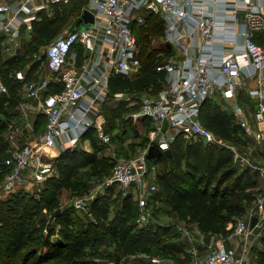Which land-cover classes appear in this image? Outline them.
Segmentation results:
<instances>
[{
    "label": "built area",
    "instance_id": "2783aa9c",
    "mask_svg": "<svg viewBox=\"0 0 264 264\" xmlns=\"http://www.w3.org/2000/svg\"><path fill=\"white\" fill-rule=\"evenodd\" d=\"M71 1L0 0V46L3 39L8 38L19 48L21 27L32 29L36 13ZM262 5L264 0H87L81 12L87 9L94 14L93 26L81 32L70 30L53 39L45 50V66L50 78L24 84L23 96L39 102L46 119L45 126L34 140L10 150L3 161L8 172L0 192L4 195L15 192L17 185L26 179L23 172L28 169L33 181H44L51 176L49 161L60 151L75 148L90 130L101 144H110L111 134L105 130L100 106L108 101L112 76L131 79L139 72L140 47L131 25L144 23V17L137 16L143 10L170 23L171 31L165 35V42L170 44L187 37L198 43L199 55L178 62L171 56L163 59L160 53L158 56L162 59L155 69L166 76L162 90L156 95H113L115 103L126 102L128 107L139 105L140 112L135 119L149 121L150 130L147 146L135 157L114 158L112 172L104 185L117 186L123 196L135 189L139 211L137 222L149 224L152 220L149 200L158 188L145 178L149 170H154V165L146 159V150L151 145L162 151L170 149L178 135L223 147L231 151L241 168L264 173V168L258 167L246 152L217 137L200 121L201 107L215 91L233 96L239 76L245 68H250L251 73L257 74V88L250 90V95L258 100L257 108L252 119L240 106L235 107L234 113L239 117L238 125L244 133L264 142V46L253 38L255 30H264ZM240 14L243 22L239 24ZM218 29L221 35H228L224 42L231 44V48L213 55ZM77 45L80 48L71 56ZM18 79L23 80L20 75ZM49 85L57 90L46 92ZM6 92L0 79V95ZM28 109L30 105L22 98L18 110L26 112ZM87 205V198L79 197L73 201L75 209L84 210ZM252 216L258 219L255 226H262L264 193L256 198L246 217L235 221L234 237L246 241L252 232L249 229ZM149 258V264H173L162 256ZM246 263L244 251L238 256L235 247L221 245L211 248L202 258L194 252L190 264Z\"/></svg>",
    "mask_w": 264,
    "mask_h": 264
},
{
    "label": "trees",
    "instance_id": "16d2710c",
    "mask_svg": "<svg viewBox=\"0 0 264 264\" xmlns=\"http://www.w3.org/2000/svg\"><path fill=\"white\" fill-rule=\"evenodd\" d=\"M83 5V0H72L61 8L53 7L50 17L46 12L41 13L32 22L36 42L29 49L30 55L25 58L0 54V79L7 90L0 95L1 184L8 172L3 161L10 154L4 138L7 119L16 113L23 97L24 84L36 78L45 59L41 55L30 64L23 80L16 77L14 68L24 61H31V55L38 52V41L44 39V44L50 43L57 37L67 18L79 14ZM144 20L139 27L132 25L140 47L139 72L131 79L112 76L108 86V102L113 101L116 93L156 95L166 85L164 73L155 69L162 59L158 56L161 49L151 46L152 38L162 35V23L157 22L155 14L148 13ZM55 90L56 87L49 89L50 92ZM129 108L122 101L113 108L105 106L108 121L106 132L111 134L114 121H119ZM200 121L217 137L239 147L246 146V139L234 117L209 99L201 107ZM145 122V131H148L150 122ZM85 138L90 140L92 152L79 147L63 150L51 160L54 173L44 180L40 190L29 193L20 189L0 198V264H106L105 255L94 248L97 239L102 236L110 240L115 258L162 256L172 263L175 260L178 264H190L192 255L185 253L183 258H179L166 247L168 237L164 228L153 224L143 227L136 225L139 216L137 204L129 195L122 196L121 191L115 192L114 186L108 187L107 193L98 195L90 202L86 213L90 219L87 222L73 207L61 206L63 190L75 196L87 194V186L83 190L81 181L76 178L82 169L87 168L92 178L101 181L112 172L114 158L99 154L102 147L94 131L90 130ZM147 144L145 136L142 147ZM261 145L264 150V143ZM170 150L171 157L163 155L157 162L163 166L156 184L164 204L179 220L197 225L199 232L205 236L227 238L232 235L235 221L246 217L256 198L263 194L260 190H254L256 183L253 176L259 173L241 168L234 162L231 151L223 147L200 140H186L182 135L174 139ZM155 200L153 197L149 200L152 209ZM48 218L52 220L51 223ZM256 264H264V249L258 251Z\"/></svg>",
    "mask_w": 264,
    "mask_h": 264
},
{
    "label": "crops",
    "instance_id": "0c3cea01",
    "mask_svg": "<svg viewBox=\"0 0 264 264\" xmlns=\"http://www.w3.org/2000/svg\"><path fill=\"white\" fill-rule=\"evenodd\" d=\"M12 1H15V0H12ZM18 1H20V0H18ZM209 1L211 2V0H209ZM83 2L85 5L87 3V0H83ZM68 4H70V3H68ZM84 5L82 6V8L84 7ZM59 7L61 8V6H59ZM82 8H81V10H82ZM81 10L78 12L79 14H75V15H73V17H71V21L68 23L67 28L74 30L75 23L78 19V16L80 15ZM260 10L262 12H264V5H262L260 7ZM44 12H46V14L49 17L51 16V12L48 9V10L40 11V12L36 13V18L39 17V15L41 13H44ZM147 15H148V13L145 10L137 13V16H143V17L145 16L146 17ZM238 19H239V24L242 23L243 22V15L240 14ZM157 20H158L157 21L158 23L159 22L162 23V27H163L162 35L156 36V37L160 38V40L158 41V46H157V48H159L161 44L166 43L165 42L166 41L165 35L169 31L170 23L167 21H164L163 19H160L158 17V15H157ZM226 22H228V21H226ZM132 25L139 27L140 24L133 23ZM132 25H131V27H132ZM32 31H33L32 29H27L25 26H22L21 31H20V35L18 37L20 47L16 48V46L14 45L15 41H12L11 39L6 38V39H3V43L0 46V51L4 52L5 54H16V52L18 50H20V49L22 50L23 48H25V45L28 44V43H26V37L28 35H34L32 33ZM217 36H218L217 41L215 42V44L213 46V49L216 51L213 53V55H216L218 53L223 52V50H228L231 48V44L224 42V39L225 40L228 39V35L226 33L221 35V31L218 29L217 30ZM253 38L260 45L264 46V30H255L253 32ZM30 41H31V39H30ZM239 41H240V38H239ZM196 44H198V43L196 42ZM196 44L193 41L191 42L187 37H182L180 40H177L175 42L170 43V46H171L170 50L161 49L160 53L163 55V59L171 56V57L175 58L178 62H182V61L186 60L187 57H190L193 59L198 58L199 49H198V46ZM79 48H80V45H77L74 48V50L72 51L71 56ZM165 51H167V52H165ZM12 52H15V53H12ZM44 63H45V61H44ZM249 70H250V68H245L243 73L239 76L237 91L233 96L227 97L222 91L217 90L209 98V100L214 105H219L222 111H224L228 114H231L234 117L237 124L239 122V117L234 113L235 107L240 106L242 108V110L247 114V116L252 119V116H253V114L257 108V104H258V100L256 98H253V96L250 95V90L257 88V83H256L257 74L251 73ZM38 74H39V71H37V76L34 79V81H38ZM48 78H50V75L48 77H45L41 81L46 80ZM50 88H53V86L49 85L46 89V92H50L49 91ZM23 93H24V91H23ZM22 98H23V101L26 99L24 96ZM27 100L28 101L30 100L32 102L31 103L28 102V104L30 105V109H28L26 111V113L28 112L29 114H35L36 115L35 116L36 119H34V121L32 122V125H33L32 128L33 129L31 128L32 129L31 131L28 130L29 132H31V136H32V132H33V138L31 140H34L36 138L35 136L38 134V133L36 134V130H40V132H42V130L44 129L43 124H44V118L45 117L41 113V109H40V105H39L38 101H36L35 99H27ZM111 103L112 102L107 101V103L100 106V112L102 113L104 120H105V127L108 125V121L106 118V114L104 112V106L109 105ZM114 104H115V102H114ZM17 110H18V107H17ZM136 120L138 121V124H141V126L144 127L142 129V132H140V133L144 132V134H145L144 136L147 137L149 130L145 131V124H146L145 120L141 119V118L136 119ZM166 127H168V126H166ZM242 132H243L244 138L246 139V146L245 145L243 147L237 146V148L240 151L246 152L249 155V157L251 158V160L254 161L255 164H256L255 161H257L258 159L261 161H264V150L262 148L263 145H261L264 142H262V141L258 142L251 134H246V133H244L243 130H242ZM182 136L186 140H191V139H188L187 137H185L184 135H182ZM25 138H27V137L25 136ZM147 139H148V137H147ZM82 141H83V143L81 145H84V146H82L81 148L84 149L85 151L92 152L93 149H92L90 140L88 138H83ZM98 144L101 145V143L99 141H98ZM8 145H9V152H10V150H12V148H10L11 144L8 143ZM144 148L145 147H142L139 151H141ZM62 151H60L59 154ZM104 151H105V148H102L99 154H101L103 156L112 157L110 154H105ZM112 158H114V157H112ZM233 160H234V157H233ZM234 162L237 163L235 160H234ZM49 163L52 164V161L50 160ZM150 165H152V164H150ZM257 166L260 167L259 165H257ZM162 170H163V166L161 164L154 165V170H149L147 173V175H148L147 180L151 184H155L157 186L156 178H157V175L162 172ZM250 171H252V170H250ZM255 171H257V170H255ZM255 171L253 170L252 172H255ZM80 172L81 173L82 172L88 173L89 171L87 168H84ZM53 173H54V171L52 168L51 175ZM258 173H260V172H258ZM149 175H151V176L149 177ZM23 176H25L26 179L21 184H19V185H24V187H22V189L27 190L28 188H30V189L36 188L37 190H40L42 188L44 181H42V182L33 181L30 177L31 171L29 169L25 170L23 172ZM103 182L104 181L100 182V185L95 187V189L93 188L95 192L97 191V193H95V195H93L94 193H92L90 195L91 201H93L98 195H102V194H105L108 192L109 188L106 187ZM157 188H158V186H157ZM66 192L67 191H65V190L62 191L61 198L66 194ZM128 195L136 203V201H135L136 196H137L136 190L131 189L127 193V196ZM151 197H153V199L156 197L155 198L156 200H155V203L153 204V209L155 208V211L152 209V207H150L152 220L149 224L157 225L159 227L164 228L166 230V233H167L166 236L167 237H169V236L175 237V238H168L170 240H168L166 245L169 246V248H170V246L175 247V248H171V250H173V252H175L177 254V257H180L181 255L184 256L185 253H189V254H193V252H196V254H200V253L202 254L205 252L207 253L211 248L223 245L225 248L235 247L237 249V255L238 256H240L242 254V252L244 251L246 261H247L246 264H256L258 251L264 249V246H263L264 235H260L259 233L258 234L254 233L255 228H258V227L255 226L252 229V232L250 233V235L248 236L246 241H244V243L242 242L243 245H240V241H242V240L238 237H234L233 235H230L227 238L211 236L212 238H211L210 244L206 245L203 242V237L205 235H203L199 232L197 225L186 224L183 221L179 220L177 215L175 213L171 212L170 208L167 205H165L164 202L162 201V195L160 194L159 189H157L155 192H153ZM90 202L88 203L86 209H84L85 213H88V211H89L88 207H89ZM75 211L76 212L80 211V209H75ZM251 236H253L252 240L250 239ZM170 242H172V243H170ZM168 244H171V245H168ZM138 256H141V255H138ZM183 256L181 258H183Z\"/></svg>",
    "mask_w": 264,
    "mask_h": 264
},
{
    "label": "rangeland",
    "instance_id": "374dc122",
    "mask_svg": "<svg viewBox=\"0 0 264 264\" xmlns=\"http://www.w3.org/2000/svg\"><path fill=\"white\" fill-rule=\"evenodd\" d=\"M71 21V16H69L66 20V22L63 24V26L61 27V29L59 30L57 36L62 35L66 32H69L71 29L67 28L68 23ZM31 39V41H30ZM160 40L159 37H154L152 38V47H157L158 46V41ZM43 40H39L38 44L40 45L38 48V52L36 54H32V60L27 62L24 61V63L20 64V66H17L14 68V73L16 74V77L18 78V76H21V79H24V75L26 70L28 69V67L30 66V64H32L36 59H39V57L45 52L47 45L49 44H44ZM36 42V37L35 35H28L26 37V44L25 48H23L22 50H18L16 52V54H5L4 52H1V55H4L5 57H13L16 55L17 59H23L26 56L30 55V50L33 45ZM31 43V44H29ZM31 47V48H30ZM15 53V52H12ZM50 75V72L46 69L45 63H43L40 67L39 70V74H38V81H41L42 79H44L45 77H48ZM24 97H26L24 95ZM24 101L31 103L32 101H28L27 99H25ZM117 104L112 101L111 104L109 105H105L108 108H112L115 107ZM104 106V108H105ZM128 106V105H127ZM16 113L10 117H8L7 119V130L4 132V138L5 140H7L8 143L11 144L10 148L15 149L16 147L22 145L25 142L28 141H32L31 139L33 138V132H32V136H31V132H29L28 130H32L33 125L32 122L34 121L35 118V114H29L28 112H23L20 110H16ZM140 112V106L139 105H131L129 108L128 113H124L122 116H120L119 121L115 120L114 123V129L111 128V133L113 135V139L111 140L110 144H101L102 148H105L104 153L105 154H110L112 157H114L115 159H126V158H131V157H135L136 154H138V151L142 148V142L145 138V134L140 133L142 132V129L144 127L141 126V124H138V121L135 119V117L139 114ZM135 114V115H133ZM132 115V116H131ZM45 118H44V123H45ZM42 122V121H41ZM32 128V129H31ZM40 130H36V134H40L39 133ZM24 134V135H23ZM37 134V135H38ZM37 135L35 137H37ZM25 136L27 138H25ZM24 139H23V138ZM83 143V141H80L76 147L81 148L84 145H81ZM101 155V154H100ZM257 165H259L260 167L264 168V161L261 160H257L255 161ZM149 168V167H148ZM148 175L145 176L146 179ZM151 175H149L150 177ZM254 178V182L256 183L254 190L255 191H262V193H264V173H259L257 176H253ZM77 180L81 181V188L83 190H85V188L87 186V194L82 195V196H75V195H71L69 192H66V194L61 198L60 195V200H61V206L63 208H67V207H73V201L76 198L79 197H83V198H87L88 199V203L91 201L90 199V195L92 193H94L93 195H95V193H97V191L95 192L94 189L95 187L100 185V182H102L101 180L98 179H94L90 176L89 172L85 173V172H80L79 174L76 175ZM1 185V183H0ZM22 187H24V185H17L16 187V191L22 189ZM94 188V189H93ZM37 189L36 188H28L25 191H28L29 193H33L35 192ZM93 190V191H92ZM100 191V190H99ZM98 191V192H99ZM114 191H119V188L117 186H114ZM84 192V191H83ZM100 194V193H99ZM123 196V195H122ZM6 195L2 194L0 192V198H5ZM156 198V197H155ZM154 198V200H155ZM74 208V207H73ZM78 214L82 217L81 219H84V221H88V218L86 213L84 212V210H80L77 211ZM115 212V208L113 206L112 208V213ZM49 219V223L52 222V220L50 218ZM136 225L138 227H143V226H147L149 224H145V225H140L137 221H136ZM254 233L256 234H260V235H264V222L262 224V226L255 228ZM254 236V235H253ZM253 236H251V240L253 239ZM168 238H175V237H171L169 236ZM167 238V239H168ZM54 241L56 240L55 237L52 238ZM170 240V239H168ZM244 241H240V245H243ZM250 242V241H249ZM172 243V242H170ZM171 245V244H168ZM179 246V245H178ZM167 248H169V246H166ZM95 250L102 252L105 255V263L106 264H115V255L113 253V247L110 244V240H108L107 237H100L97 239V243L94 246ZM171 248H175L170 246V251L172 252L173 250H171ZM174 253V252H173ZM194 254V252H193ZM193 254H190L193 256ZM206 252L205 253H200L198 254V256L200 258L206 256ZM175 255H177L175 253ZM183 255H181L179 258H181ZM175 263L173 264H178L175 260ZM150 263V258L144 255L141 256H130V257H125L123 259H120V264H149Z\"/></svg>",
    "mask_w": 264,
    "mask_h": 264
},
{
    "label": "water",
    "instance_id": "95a60500",
    "mask_svg": "<svg viewBox=\"0 0 264 264\" xmlns=\"http://www.w3.org/2000/svg\"><path fill=\"white\" fill-rule=\"evenodd\" d=\"M94 24V14L92 12H90L89 10L87 9H84L81 14L79 15L76 23H75V26H74V30L77 31V32H81V31H85V30H88L90 29ZM160 49H166V50H170L171 49V46L168 42L166 43H163L160 45L159 47ZM43 58L46 57V53L44 52L43 55H42ZM168 156V157H171V150L170 149H167V150H164L162 151L159 147L155 146V145H151L147 148L146 150V159L148 160V162L152 165H156L157 162H158V159L161 157V156ZM59 211H57L56 214H58ZM257 217L256 216H252L250 221H249V229L252 230L256 223H257ZM211 236L207 235V236H204L203 237V242L206 244V245H209L210 244V241H211ZM115 264H120V257L117 256L115 258Z\"/></svg>",
    "mask_w": 264,
    "mask_h": 264
}]
</instances>
